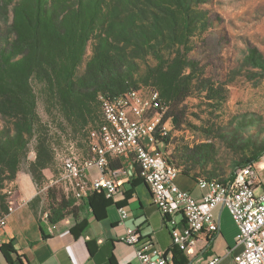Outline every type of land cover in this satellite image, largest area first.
<instances>
[{"label": "trees", "instance_id": "16d2710c", "mask_svg": "<svg viewBox=\"0 0 264 264\" xmlns=\"http://www.w3.org/2000/svg\"><path fill=\"white\" fill-rule=\"evenodd\" d=\"M212 2L6 0L13 17L10 34L0 35V217L10 205L5 190L25 163L38 184L47 182L49 222L56 225L67 215H77L79 207L58 185H49L46 175L59 162L62 136L77 147L86 142L92 156L91 132L104 122V98L144 90V85L158 92L155 110L165 109L162 123L168 118L184 123L183 103L202 78L201 66L190 53L196 37L211 28L212 15L204 4ZM40 98L50 122L40 117ZM157 137L163 145L169 142L168 136ZM32 141L36 158L28 161ZM263 157L264 148L242 159L223 182L197 177L186 168L181 172L196 181L225 184L239 168ZM109 167L114 172L123 164L110 159ZM200 250L198 244L174 248L173 263L192 264Z\"/></svg>", "mask_w": 264, "mask_h": 264}, {"label": "built area", "instance_id": "2783aa9c", "mask_svg": "<svg viewBox=\"0 0 264 264\" xmlns=\"http://www.w3.org/2000/svg\"><path fill=\"white\" fill-rule=\"evenodd\" d=\"M158 99V92L143 89H132L114 99L104 98V122L99 130L91 132L92 156L81 158L76 143L70 140L65 150L57 151L60 170L49 185H58L66 196L77 199L93 191L111 198L119 190L120 182L111 174L110 159L133 156L140 177L148 185L153 202L165 219L173 249L194 247L201 234L216 232L219 224L213 211L221 204L229 210L239 230L236 244L242 250L234 255L235 264H264V190H258L263 183L264 160L241 167L230 185L199 179L197 183L203 193L201 199H197L177 184L181 171L161 149L163 143L157 136H165L166 126L162 116L150 115ZM95 167L100 173L90 178L89 171ZM5 191L10 205L7 213L0 217V229L15 208L12 204L14 186ZM173 198H184V205H173ZM119 212L122 223L129 211L122 207ZM46 216L48 218V214ZM119 239L136 248L141 264L173 261V249H161L150 241H142L137 228H125ZM230 252L228 249L227 254ZM221 260L222 257L214 255L206 264H218Z\"/></svg>", "mask_w": 264, "mask_h": 264}, {"label": "rangeland", "instance_id": "374dc122", "mask_svg": "<svg viewBox=\"0 0 264 264\" xmlns=\"http://www.w3.org/2000/svg\"><path fill=\"white\" fill-rule=\"evenodd\" d=\"M204 7L211 12L212 25L196 37L190 53L201 66L202 78L183 103L184 123L173 118L163 123L169 142L161 148L180 171L186 168L197 177L223 182L242 159L264 148V0H213ZM12 17L13 6L0 0V35L10 34ZM91 54L89 45L87 56ZM84 71L85 63L78 73ZM34 86L39 92V85ZM38 109L41 119L50 122L42 98ZM164 113L150 115L163 118ZM68 142L62 136L59 151ZM78 151L81 158L90 156L86 142L78 144ZM34 152L32 141L28 161ZM59 166L55 161L48 180Z\"/></svg>", "mask_w": 264, "mask_h": 264}, {"label": "crops", "instance_id": "0c3cea01", "mask_svg": "<svg viewBox=\"0 0 264 264\" xmlns=\"http://www.w3.org/2000/svg\"><path fill=\"white\" fill-rule=\"evenodd\" d=\"M35 158L34 152L29 161ZM111 159L123 164L122 169L111 172L120 182L119 190L111 198L100 191L90 192L82 199L69 196L79 207L77 215H67L56 225L46 216L47 182L38 184L28 168L22 169L11 184L15 188L12 199L15 208L0 229V264H141L136 248L119 239L127 227L137 228L142 241H150L161 249H173L165 219L137 172L139 167L133 156ZM99 173L95 167L89 171V177L95 178ZM176 182L201 199L203 191L191 176L180 172ZM258 190H264V171ZM122 207L128 209L129 216L121 223ZM213 212L218 230L200 235L197 244L201 250L192 264H206L214 255L222 257L218 264H235L234 255L242 250L236 244L238 227L225 206L220 204ZM168 264L174 263L169 260Z\"/></svg>", "mask_w": 264, "mask_h": 264}, {"label": "bare ground", "instance_id": "6f19581e", "mask_svg": "<svg viewBox=\"0 0 264 264\" xmlns=\"http://www.w3.org/2000/svg\"><path fill=\"white\" fill-rule=\"evenodd\" d=\"M177 168V167H176ZM178 169V168H177ZM240 169V168H239ZM238 169V170H239ZM237 170V171H238ZM237 173V172H236ZM236 175L233 177V179L227 181L225 184L223 185H230L234 180H235ZM173 205L175 206H183L184 205V198H173ZM1 243V242H0Z\"/></svg>", "mask_w": 264, "mask_h": 264}]
</instances>
